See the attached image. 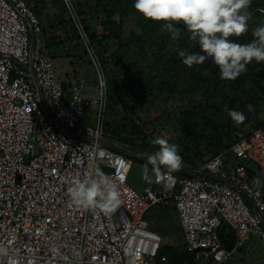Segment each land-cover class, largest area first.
<instances>
[{"label": "built area", "instance_id": "2783aa9c", "mask_svg": "<svg viewBox=\"0 0 264 264\" xmlns=\"http://www.w3.org/2000/svg\"><path fill=\"white\" fill-rule=\"evenodd\" d=\"M61 3L93 63L94 80L58 79L35 5L0 0V264L167 263L163 238L145 215L170 203L195 264H235L233 254L252 235L264 247V124L246 125L230 148L183 164L165 183L152 172L146 181L142 169L136 191L128 178L141 157L115 146L105 130V72L76 4ZM97 169L121 192L113 213L80 209L68 196L76 179ZM223 226L234 236L230 249ZM244 264H264V257Z\"/></svg>", "mask_w": 264, "mask_h": 264}, {"label": "rangeland", "instance_id": "374dc122", "mask_svg": "<svg viewBox=\"0 0 264 264\" xmlns=\"http://www.w3.org/2000/svg\"><path fill=\"white\" fill-rule=\"evenodd\" d=\"M60 1L36 0L35 12L49 38L45 42V49L53 56L55 75L58 79H64L65 73L60 72L63 71V62L68 65L70 61L73 72L74 67L81 65L78 63L79 60L87 68L89 55L85 51L70 14L65 11ZM72 1L76 4V10L82 17L84 25L88 24L90 30H94L97 35L102 37L110 28H114L110 23L106 25L103 23V16L95 18L87 13V0ZM112 21L117 24L121 22L123 34L119 38L111 37L104 41L108 49L104 47L107 52L103 53L101 60L108 94L105 121L107 120L110 127L108 133L113 144L123 148L132 156L135 154L141 157L136 158L137 160L132 164L128 178L129 185L140 192L142 189L140 176L143 164L147 162L146 154L158 150V146L151 143L156 137L162 136L168 139L169 143L177 144L179 155L186 166H191L197 160L207 159L217 152L210 149L212 142L208 138L188 140L177 124L176 107L179 102L181 103L179 98H183V102L187 103H196L197 99L188 97L181 90L159 93L149 87V81L158 69L157 59L154 57L156 45L149 39L138 41L135 38H128L141 33L135 16L130 14L120 17L115 14ZM88 73L89 79L94 80L92 65ZM245 163L252 168L255 167L252 162ZM149 172L151 173L150 166ZM170 204L169 207L154 206L145 216L151 226L161 234L163 245L176 246L181 244L182 235L177 214L171 209ZM260 257H264V247L260 245L256 236L252 235L242 248L233 254V263L244 264Z\"/></svg>", "mask_w": 264, "mask_h": 264}, {"label": "trees", "instance_id": "16d2710c", "mask_svg": "<svg viewBox=\"0 0 264 264\" xmlns=\"http://www.w3.org/2000/svg\"><path fill=\"white\" fill-rule=\"evenodd\" d=\"M134 2L135 0H94L92 6L87 5V13L95 18L103 16V23L105 25L110 23L114 27L101 37L94 30H90L88 24L84 25L100 63L103 60V53L108 50L104 41L111 37L119 38L123 34L121 22L118 24L113 22V15L118 14L120 17H125L131 14L135 16L141 33L128 38H135L138 41L149 39L156 45L154 57L157 59L158 69L150 79L149 87L159 93L161 91L173 93L176 90H181L188 97L192 96L198 100L196 103H187L183 102V98L180 97L181 103L179 102L176 107L177 124L188 140L208 138L212 142L210 149L218 152L228 149L236 143L239 140L237 133L242 131L246 125L264 124V62L257 63L253 60L247 65V71L232 81L220 79L219 68L211 58L206 59L201 65H193L189 68L183 64L178 52L173 49H185L190 53L201 55L205 53L202 52L198 43L189 39L190 34L187 28L182 23H178L176 26L182 29L181 36L178 41H173L167 31H161L164 22L145 19L134 9ZM259 8L264 9V0H252L249 8L252 16L248 21V31L239 37L232 36L229 38L230 40L247 44L254 39L253 30L264 25V14L258 10ZM43 39L44 43L49 39L45 34V29H43ZM51 57L53 58V56ZM78 63L81 65L73 68L74 77L89 79L88 70L91 65L93 66L90 58L87 60V68L84 67L82 61L79 60ZM73 65L75 64L73 63ZM226 109L243 112L246 117L245 121L239 125L235 124L228 116ZM105 130L110 131L107 120L105 121ZM170 207L176 212L173 204H170ZM223 232H227V238H222V242L225 247L230 249L234 243L233 233L226 226L221 228V233L223 234ZM182 245V242L176 246L164 244L161 247V252L166 255L168 262L158 263H195L191 255L184 251Z\"/></svg>", "mask_w": 264, "mask_h": 264}, {"label": "clouds", "instance_id": "9594fccd", "mask_svg": "<svg viewBox=\"0 0 264 264\" xmlns=\"http://www.w3.org/2000/svg\"><path fill=\"white\" fill-rule=\"evenodd\" d=\"M252 0H135L134 9L145 19L164 22L161 31H167L173 41H178L182 23L190 34L189 39L199 44L204 55L173 49L187 67L201 65L211 58L219 68L220 79L232 81L247 71L253 60L264 62V25L253 30L254 39L247 44L233 42L229 38L239 37L248 31V21L252 13L249 8ZM232 121L239 125L246 117L243 112L226 109ZM158 150L146 154L143 165V178L151 181L149 165L155 182L165 183L171 173L180 170L183 159L179 146L169 143L164 137L151 141ZM99 156L104 150H99ZM123 181L124 177L121 176ZM71 203L83 210L104 213L115 212L122 204L121 192L116 181L97 169L94 176L76 179L67 189ZM3 250L0 249V252Z\"/></svg>", "mask_w": 264, "mask_h": 264}, {"label": "crops", "instance_id": "0c3cea01", "mask_svg": "<svg viewBox=\"0 0 264 264\" xmlns=\"http://www.w3.org/2000/svg\"><path fill=\"white\" fill-rule=\"evenodd\" d=\"M30 3L32 4H36V0H29ZM44 2L47 1V2H50V0H43ZM94 0H87V5L90 6L91 4H93ZM62 4V3H61ZM59 27V26H58ZM72 65L70 63V61L68 62V65H66V63L63 62V71H60L62 73H65L63 76L64 79L66 78H70V77H74V74L72 72V69H71ZM169 207V206H167Z\"/></svg>", "mask_w": 264, "mask_h": 264}]
</instances>
